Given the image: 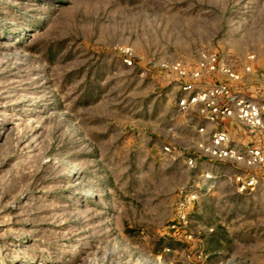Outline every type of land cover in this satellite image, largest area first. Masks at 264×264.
Instances as JSON below:
<instances>
[{"label":"rangeland","instance_id":"374dc122","mask_svg":"<svg viewBox=\"0 0 264 264\" xmlns=\"http://www.w3.org/2000/svg\"><path fill=\"white\" fill-rule=\"evenodd\" d=\"M203 49L264 66V0H0V264H264V183L174 220L163 146L193 133L161 64Z\"/></svg>","mask_w":264,"mask_h":264},{"label":"built area","instance_id":"2783aa9c","mask_svg":"<svg viewBox=\"0 0 264 264\" xmlns=\"http://www.w3.org/2000/svg\"><path fill=\"white\" fill-rule=\"evenodd\" d=\"M119 50L123 63L134 67V49ZM161 68L175 85L172 101L193 133L185 146H163L193 173L179 190L174 219L187 225L190 210L222 177L230 176L240 194L264 183V66L256 53L240 61L203 49L194 61L179 59Z\"/></svg>","mask_w":264,"mask_h":264}]
</instances>
